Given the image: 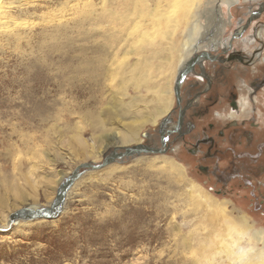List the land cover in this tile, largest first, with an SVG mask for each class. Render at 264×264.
<instances>
[{
	"label": "rangeland",
	"instance_id": "1",
	"mask_svg": "<svg viewBox=\"0 0 264 264\" xmlns=\"http://www.w3.org/2000/svg\"><path fill=\"white\" fill-rule=\"evenodd\" d=\"M99 1L0 0V264H237L227 222L240 227L245 217L252 230L264 231V214L248 209L244 186L220 190L188 165H176L174 161L180 162L170 155H143L167 157L156 159L149 171L142 165L119 175H109V168L86 171L68 191L59 216L9 224V216L19 209L48 207L81 165L99 164L112 148L125 147L107 148L114 127L101 144L96 142L99 125L93 114L102 113L101 120H107L119 92L124 103L139 95L151 99L145 87L133 90L129 78L135 73H129V65L138 61L137 71L149 69L150 77L157 78L148 86L172 101L168 113L141 136L152 133L169 114L180 65L205 49L189 59L178 50L193 15L201 19L197 46H209L204 34L218 30V46L237 32L236 45L264 48V12L254 18L251 14L260 13L264 0H138L137 7L146 8L142 17L110 0L104 17L111 13L113 22L101 18ZM244 26L251 32L243 40L238 31ZM260 61L243 77L249 81L261 73L264 54ZM112 65L122 78L113 72L106 80L104 71ZM92 67L96 84L88 81ZM241 99L243 109L250 107L247 97ZM256 108L264 119V93ZM78 139L94 148L96 158L84 155ZM135 159L113 164L128 167ZM161 162L182 171L156 172ZM214 201L225 204L224 213L215 210ZM193 202L201 205L199 210ZM245 241L242 245L250 244ZM240 264L263 261L252 258Z\"/></svg>",
	"mask_w": 264,
	"mask_h": 264
},
{
	"label": "flooded vegetation",
	"instance_id": "2",
	"mask_svg": "<svg viewBox=\"0 0 264 264\" xmlns=\"http://www.w3.org/2000/svg\"><path fill=\"white\" fill-rule=\"evenodd\" d=\"M259 12L251 11L252 18L264 12V3ZM248 32L244 26L238 34L243 39ZM212 33L205 40L209 46L196 45L205 49L179 69L181 86L174 107L152 133L143 134L142 145L153 151L151 155H170L188 165L198 178L220 190L244 186L248 209L264 214V119L256 108L264 93V69L249 81L243 77L263 59L264 48L236 45L237 32L218 46L219 31ZM242 96L250 107L242 108Z\"/></svg>",
	"mask_w": 264,
	"mask_h": 264
},
{
	"label": "bare ground",
	"instance_id": "3",
	"mask_svg": "<svg viewBox=\"0 0 264 264\" xmlns=\"http://www.w3.org/2000/svg\"><path fill=\"white\" fill-rule=\"evenodd\" d=\"M109 1L110 0H100L99 1V3L101 4V11L103 12V13H101V18L103 17L104 19H106V21L110 20V22H113V21H115V16L113 17V15H111V13H110L109 16L104 17L105 16V12L104 11H105L106 5H107V3ZM116 1L120 2L119 6H122L123 8H125L126 11H129L130 14H135V15L138 14L137 16H140V17H142L145 14L146 8H144V6H141L140 8L137 7L139 5V3L137 2L138 0H116ZM157 1H159V0H157ZM165 3H166V0H165ZM142 5H145V4H142ZM154 5H157V3L156 4L154 3ZM169 7H170V5H169ZM194 7H196V6H194ZM164 8H163V10H164ZM219 9L221 11V7H219ZM219 9H218V11H219ZM215 10H217V9H215ZM123 13H121V14H123ZM189 15H190V13H189ZM189 15H187V16L189 17ZM128 19H129V17H128ZM116 20H118V17H116ZM190 20L191 21L189 22V27L187 28V30H185L186 34H185L184 39H183L184 42L181 45V49H178L180 54H181V58L184 56V57L189 59L194 50H196L197 48H201V47H195L196 46V42L198 41V39L195 36H196V34L199 33L198 31L200 30V25H201V19L199 17V14L193 15V17ZM119 23H120V21H119ZM106 24H108V23H106ZM125 25H126V23L123 24V26H125ZM110 28H111V26H110ZM217 31L218 30H215V32H217ZM212 34H214V33H211L210 35H212ZM203 39L204 40H207V39L210 40V37L209 36L206 37V34H204ZM118 45H119V43H118ZM176 46H173V47H176ZM115 47H117V46H115ZM118 50H119V48H118ZM170 50L177 51V49H174V48H172ZM104 52L102 51V53H104ZM107 53L109 54V51ZM111 54H109V55H111ZM181 58H180V60H181ZM180 60H179V62H180ZM185 60H187V59H185ZM110 61H112V60H110ZM167 61H169V60L167 59ZM100 63H102V62H100ZM107 64L108 63H106V65ZM137 64H138V61H137L136 64H132V65L128 66L129 73L130 74H131V72L135 73L134 74L135 76L134 77H130L129 81H133L134 80V83H133V90L134 91H138L141 88L145 87L147 92L149 94H151V99L148 100V99H146V97H143V96L139 95V96H136V97L132 98V100H130L129 103H124L122 101V94L119 92V97H120L121 100L116 95L114 96V104H112L113 105L112 111L107 114V120H105V121L101 120V117H103L101 112H100L101 114H96V115L93 114V120H95L96 126L99 125V127H98L99 136L96 139V142L98 144L102 143L103 135L105 133L111 132L113 130V127H114V130L116 131V132L114 131L116 134L113 137L112 142L107 146V148L108 147L109 148H111V147L115 148V146H126V145H129V144L140 143L142 141L141 131L145 127H147L148 125L157 124V122H158L157 118L166 115L168 113V111H169V108H170L171 104H172V101L168 100V99H165L164 95H163L162 98H160L159 95L157 94V89L156 88H150L148 86L149 83L153 82L157 77L155 76V77L151 78L150 74L148 72L149 69H145V70H143L142 73H140V71H137V70H141L140 67L137 66ZM186 64H185V61H183V63L180 65L179 68L186 67ZM87 69H89V68H87ZM92 69H93V67L88 70V73H89L88 74V77H89L88 81H91V83L96 84V80H97L96 76L97 75L95 76L94 73L96 74L97 71H95L94 69L92 70ZM113 72H115L114 73L115 78L118 79L120 76H121L120 78H122V75H118L117 68L113 69V65H112V67H110V68L106 67V69L104 71V76H105L106 80H109V78L111 77ZM116 75H118V76H116ZM125 75H126V73H125ZM150 104H152L154 106L151 107ZM94 131L96 132L97 129H94ZM144 136H146V135H144ZM78 143L80 144V146L84 147V155H86V157H94V158H96L97 154L94 151V148L93 149L92 148L87 149L86 146H85V142L83 140H81V139H78ZM112 149L109 150L108 152L112 151ZM105 154H107V153H105ZM166 158L167 157L151 158V157H142L141 156L139 158H136L133 161V164L131 166L127 167V166H123V165H120V164H113L112 163V164L107 165L105 167V169L109 168L108 169V174L109 175H116V174L119 175V174H123V173H125L127 171H135L136 169H140L139 168L140 165H142L143 168L145 167V171H149V170H154L155 169L156 164H157V160L156 159L165 160ZM174 163L176 165H179L180 167H182V165H180L176 161H174ZM163 164H166V162H161L160 165H162V166L160 168H157L156 172H159V173L161 172V173L164 174L165 172L174 173L177 170H181L182 171V169L180 167H177L176 165H174L172 163L167 165V166H163ZM78 181L79 180H77L76 183ZM193 188H197V186L193 185ZM198 190L201 191V189H198ZM190 197L192 199L196 198L195 192H193L192 189L190 190ZM211 204H212V206L215 208V210L217 212H221V213L225 212L226 206H225L224 203H219V202L214 201ZM200 207H201L200 204L194 203L195 210H199ZM241 220H242V223H241L242 227L241 226L238 227V226L232 224L231 222H227V225L231 229V234L229 235V238L231 239L232 243H230L229 245L232 247V256L233 257H237L239 259V262L237 264H240L242 262L244 263L246 261L251 260L252 258L262 260L263 264H264V231L252 230L253 229L252 226H250L248 224L247 219L245 217H241ZM18 223H20V222H16L15 224H18ZM245 239H246V241H245ZM244 241L245 242L248 241V242H250V244H247V246H244V245H242ZM252 242H256L257 244L262 245V247L258 248L254 244H252Z\"/></svg>",
	"mask_w": 264,
	"mask_h": 264
},
{
	"label": "water",
	"instance_id": "4",
	"mask_svg": "<svg viewBox=\"0 0 264 264\" xmlns=\"http://www.w3.org/2000/svg\"><path fill=\"white\" fill-rule=\"evenodd\" d=\"M182 68V67H181ZM180 72V71H179ZM181 86V78H178L175 83L174 91L178 94ZM153 151L143 147L141 144L133 146H125L122 149H112L109 153L105 154L102 158V162L96 164L95 162L81 165L72 177H70L66 184H64L58 191L56 198L49 204L48 207H40L37 205L28 206L19 209L9 216V224H15L20 221H36L40 219H54L61 214L65 199L68 191L74 185V183L86 172L95 171L105 168L112 163H123L126 159H135L143 155H151ZM83 169L81 172L80 170Z\"/></svg>",
	"mask_w": 264,
	"mask_h": 264
}]
</instances>
